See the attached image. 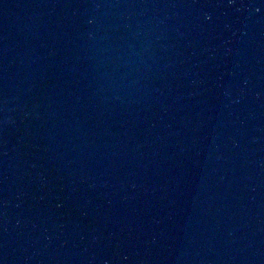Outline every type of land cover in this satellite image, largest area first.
Segmentation results:
<instances>
[{"label": "water", "instance_id": "1", "mask_svg": "<svg viewBox=\"0 0 264 264\" xmlns=\"http://www.w3.org/2000/svg\"><path fill=\"white\" fill-rule=\"evenodd\" d=\"M0 264H264V0H0Z\"/></svg>", "mask_w": 264, "mask_h": 264}]
</instances>
